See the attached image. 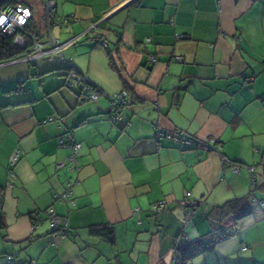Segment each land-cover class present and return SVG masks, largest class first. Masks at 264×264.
Returning <instances> with one entry per match:
<instances>
[{
    "label": "crops",
    "instance_id": "obj_1",
    "mask_svg": "<svg viewBox=\"0 0 264 264\" xmlns=\"http://www.w3.org/2000/svg\"><path fill=\"white\" fill-rule=\"evenodd\" d=\"M18 2L46 39L45 0ZM57 16L72 22L52 35L77 37L64 59L0 63V264H175L187 243L188 264H264V0H57ZM71 70L98 99L67 86ZM123 90L130 104L115 122L107 95ZM177 129L190 141L159 136ZM68 132L82 144L77 169L59 141ZM244 197L252 213L202 250L220 234L209 212ZM158 201L167 208L155 214ZM106 227L113 242L93 231Z\"/></svg>",
    "mask_w": 264,
    "mask_h": 264
},
{
    "label": "built area",
    "instance_id": "obj_2",
    "mask_svg": "<svg viewBox=\"0 0 264 264\" xmlns=\"http://www.w3.org/2000/svg\"><path fill=\"white\" fill-rule=\"evenodd\" d=\"M0 8V27L2 30L14 37V42L20 48H26L27 52L25 53L23 59L28 62H33L39 59H53L63 57V50L66 46L75 42L77 37H74L66 42H62L59 38L54 37L52 35L53 28H60L68 26L72 22V18L65 17L60 18L57 16V0H45L44 10L45 15L48 21V32L49 36L46 39L41 38L39 35H36L31 32H27V25L31 22L33 17V10L30 6L25 5L22 2L14 3H4ZM112 13H108L105 17L109 16ZM88 31H96L97 42L105 48H109V41L105 35V32L100 31L97 23H92L89 27ZM152 62H156V57L152 56ZM76 82H83L84 84V92L86 95L92 99L96 100L99 98L100 93L96 91L94 86L90 83L87 77L79 76L77 72L70 71L68 73L67 78V86L72 87ZM110 103H111V118L113 121L117 122L122 120V113L130 104V95L127 90H123L120 92H116L110 95H107ZM168 135L176 142H189V136L185 133V131L177 129L175 131L165 133L163 131L159 132V136ZM60 144L65 148L70 150V155L68 156L66 161H70L74 163L73 167L78 168V157L79 151L82 148V144L78 142L73 133L68 132L60 137ZM20 152L16 150L11 158H10V171L9 174L13 178L15 176L14 166L16 165L19 159ZM65 165V162H61L58 164V168H61ZM71 185L67 187V189L60 195H56L62 202H67L70 200L72 195ZM74 201L72 204L74 205ZM181 204L186 207V210L189 215L193 214L195 211V202L191 199V192H186L185 197L182 199ZM264 204V202L262 203ZM167 208V203L165 201H158L154 203L151 207V211L155 214H160L164 212ZM47 219L50 221L51 227L54 232L64 231L67 228V221L63 220L60 216L56 214L53 208H49L46 211ZM38 226V225H36ZM64 236V235H63ZM9 262L13 259L11 257L8 258ZM22 264H34L32 262H24Z\"/></svg>",
    "mask_w": 264,
    "mask_h": 264
},
{
    "label": "trees",
    "instance_id": "obj_3",
    "mask_svg": "<svg viewBox=\"0 0 264 264\" xmlns=\"http://www.w3.org/2000/svg\"><path fill=\"white\" fill-rule=\"evenodd\" d=\"M14 4L18 1L12 2ZM3 5H0V8ZM27 32L38 33V27L31 20L27 25ZM27 52V49L20 48L15 42L14 37L5 33L0 27V63L11 61L16 58L21 57ZM2 198L0 194V223L4 224V214L2 209ZM252 213V201L249 198H238L232 199L224 203L223 205L216 206L209 212L208 218L212 221L214 230L220 234L208 242L204 243L202 250H209L215 247V245L235 232V226L229 224L234 221L240 220ZM94 232L98 234L106 235V237L113 242L115 239L114 231L112 227L106 228H96L93 229ZM192 243H187L176 247L175 251V264H188L190 258L195 256L194 250L191 249Z\"/></svg>",
    "mask_w": 264,
    "mask_h": 264
},
{
    "label": "water",
    "instance_id": "obj_4",
    "mask_svg": "<svg viewBox=\"0 0 264 264\" xmlns=\"http://www.w3.org/2000/svg\"><path fill=\"white\" fill-rule=\"evenodd\" d=\"M15 1H18V0H0V5L4 4V3H7V2H15ZM129 106V105H128ZM127 106V107H128Z\"/></svg>",
    "mask_w": 264,
    "mask_h": 264
}]
</instances>
